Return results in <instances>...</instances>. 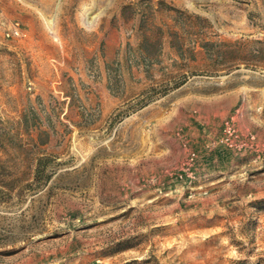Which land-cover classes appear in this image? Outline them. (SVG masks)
I'll return each mask as SVG.
<instances>
[{"label": "rangeland", "instance_id": "374dc122", "mask_svg": "<svg viewBox=\"0 0 264 264\" xmlns=\"http://www.w3.org/2000/svg\"><path fill=\"white\" fill-rule=\"evenodd\" d=\"M0 264H264V0H0Z\"/></svg>", "mask_w": 264, "mask_h": 264}, {"label": "built area", "instance_id": "2783aa9c", "mask_svg": "<svg viewBox=\"0 0 264 264\" xmlns=\"http://www.w3.org/2000/svg\"><path fill=\"white\" fill-rule=\"evenodd\" d=\"M11 32L17 36H20L19 30L16 27H13V29L11 30Z\"/></svg>", "mask_w": 264, "mask_h": 264}]
</instances>
